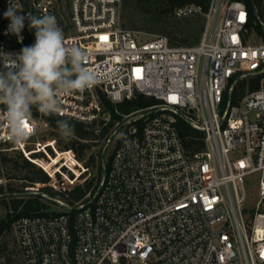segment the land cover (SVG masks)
Here are the masks:
<instances>
[{"label":"built area","instance_id":"built-area-1","mask_svg":"<svg viewBox=\"0 0 264 264\" xmlns=\"http://www.w3.org/2000/svg\"><path fill=\"white\" fill-rule=\"evenodd\" d=\"M121 1L0 0V74L35 43L28 14L52 15L97 77L58 97L56 114L95 132L107 127L101 173L80 199L54 198L60 209L14 219L25 264H264V0L175 8L202 15L197 42L184 45L165 35L140 39L123 26ZM9 5L26 17L19 36L8 30ZM136 94L154 102L118 107ZM182 122L200 133L190 144ZM31 125L34 133L16 144L0 121V144L36 162L39 150L25 149L40 145L34 116ZM251 172L258 193L246 210Z\"/></svg>","mask_w":264,"mask_h":264},{"label":"trees","instance_id":"trees-1","mask_svg":"<svg viewBox=\"0 0 264 264\" xmlns=\"http://www.w3.org/2000/svg\"><path fill=\"white\" fill-rule=\"evenodd\" d=\"M207 0H136L140 9L141 14L147 15L143 17L142 22L144 23V28H148L151 25L159 23L162 19V13L169 14L168 18H171L167 22V26H170L168 34L170 37L171 44L184 45L190 42V39L193 41L198 40L200 32L202 30L203 21L199 18L190 17L189 19L182 18L178 16L173 9L177 7L184 6L189 3H196L201 6L204 10L206 8ZM124 11L127 8V1L124 2ZM173 11V13H172ZM196 25V26H195ZM192 42V41H191ZM109 106L110 104L104 100ZM154 99L147 97L141 94H136L131 100H126L118 104V107L127 112L133 108L146 106L152 104ZM32 116L37 117L48 124L52 129L51 132L57 137L58 146L61 149H72L76 158L81 159L84 154L85 149H87L91 143L90 140H96L97 138L102 137L103 133L106 131L107 127H102L99 132H95L92 126H88L83 122L78 120L60 115V114H45L39 113L36 106H33L31 109ZM112 117H115L113 112ZM67 121L72 127V133L68 136L61 134V130L58 127V121ZM181 134L183 136L187 135V143H191L193 136H200V133L189 127L187 124L182 122ZM201 142V141H200ZM12 143H2L0 144V166L12 164L16 169H25V173L22 175H7V173H2L0 170V177L6 179L5 182H0V203L5 207L6 214L0 217V260L4 259L1 264H12L11 258L9 255L4 254L5 250V240L2 238L10 233L13 228L14 218L21 215H38V214H48L50 211V206L43 201L41 193L43 190H46L48 187L44 183L48 182L50 179L49 174L43 170L41 167L37 166L31 158L27 157L23 151L19 148H10ZM11 151V152H10ZM39 153H33L32 156H37ZM69 152L64 153L63 157L67 160L68 163L75 164L76 161L71 158ZM92 158V156L90 157ZM57 160H52L51 162H43L46 169L51 168ZM42 163V164H43ZM78 173V172H75ZM11 178H17L20 180L19 189L14 186V183L11 181ZM36 183L41 184L42 186L38 187V190L35 194H29V186H33ZM91 186V180H85L84 183L77 184L68 190L63 191H50V194L53 197H61L66 202H72L80 199L85 192ZM18 192H14L15 190ZM50 200V199H48ZM54 202V201H53Z\"/></svg>","mask_w":264,"mask_h":264},{"label":"clouds","instance_id":"clouds-1","mask_svg":"<svg viewBox=\"0 0 264 264\" xmlns=\"http://www.w3.org/2000/svg\"><path fill=\"white\" fill-rule=\"evenodd\" d=\"M9 5L4 13L10 20L9 31L19 36L25 16ZM29 27L35 30V43L24 47L15 58L14 71L0 74V114L16 144L25 142L35 131L31 125L33 106L45 114L58 113V97L74 91L83 92L96 83V72L83 66L86 53L66 44L62 29L52 15L36 17L28 14ZM61 134L68 136L72 127L58 121Z\"/></svg>","mask_w":264,"mask_h":264},{"label":"rangeland","instance_id":"rangeland-1","mask_svg":"<svg viewBox=\"0 0 264 264\" xmlns=\"http://www.w3.org/2000/svg\"><path fill=\"white\" fill-rule=\"evenodd\" d=\"M127 1V8L124 11V2ZM136 0H122L121 1V22L124 27L134 31L136 35L140 39H149L156 35H165L169 37V30L171 29L170 26H167V22L171 18H168L167 15L162 13V19L159 23H156L154 25L149 26L148 28H144V23L142 22L143 17H146L147 15L141 14L140 9L138 8L137 4H135ZM175 12V9H173ZM172 11V13H173ZM180 17H184L186 19L192 18H199L202 20V15L198 11L180 14L178 15ZM196 26V25H195ZM192 41V42H191ZM196 41H193L190 39V42L187 44H194ZM36 123H37V136L34 140H39L40 145L36 143H29L27 144L25 149H34L39 150L37 153L40 152V154L37 155L38 160L35 162L37 166L41 167L43 170H45L49 176V181H52V185L46 183L47 189L43 190L41 197L43 201H45L49 206L50 209L58 210L60 209V206L53 202V197L50 194V191H61V189H65V187H68L70 185H77L80 183H84L85 180H91V185H94L97 178L99 177V174L101 173V165H100V158H101V145H102V138H97L96 140H90L89 143L91 145L85 149L83 156L81 159L76 158L74 152L69 155L71 158H73L74 161L77 163L73 164L68 163L67 160L63 157L64 153L68 151V149H61L60 144H58L57 137L52 134L51 128L48 126H45L43 124V120L34 117ZM46 151L44 152L43 151ZM72 150V149H71ZM11 152V151H10ZM109 153V150H105L104 155L106 156ZM92 156V158H90ZM52 160H57L55 164L52 166H49L51 170H46L44 168L43 162H51ZM43 163V164H42ZM81 172L77 177L75 172H78V170ZM84 168V170H83ZM0 170L2 173H7V175H22V173H25V169H16L12 164L7 165V167L1 165ZM75 170V172H74ZM20 177V176H17ZM75 178V179H74ZM6 179L3 177H0V182H5ZM11 181L14 183V186L19 189V183L20 180H17V178H11ZM64 182H67V184H63ZM54 183V185H53ZM63 185H66L65 187ZM42 186L39 183H36L33 186L28 187L29 194H35L38 190V187ZM244 188L246 191V201H245V208L246 210H251L254 201L257 198L258 193V173L257 172H251L245 176L244 179ZM15 190L14 192H18L19 190ZM1 198V197H0ZM57 199H60L64 202H66L61 197H56ZM50 199V200H48ZM6 214L5 207L0 203V217L4 216ZM15 219V218H14ZM5 240V250L4 254H7L11 258L12 264H25L22 255L20 253V250L17 245V240L15 237V233L12 230L10 233L5 235L3 238ZM4 261V259L0 260V264Z\"/></svg>","mask_w":264,"mask_h":264},{"label":"snow or ice","instance_id":"snow-or-ice-1","mask_svg":"<svg viewBox=\"0 0 264 264\" xmlns=\"http://www.w3.org/2000/svg\"><path fill=\"white\" fill-rule=\"evenodd\" d=\"M102 39H106V37H102Z\"/></svg>","mask_w":264,"mask_h":264}]
</instances>
